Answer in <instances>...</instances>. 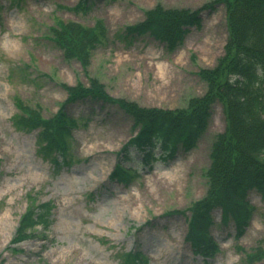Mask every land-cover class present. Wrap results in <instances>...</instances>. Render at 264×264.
<instances>
[{
    "label": "rangeland",
    "instance_id": "374dc122",
    "mask_svg": "<svg viewBox=\"0 0 264 264\" xmlns=\"http://www.w3.org/2000/svg\"><path fill=\"white\" fill-rule=\"evenodd\" d=\"M80 1L0 0V264H121V256L136 248L149 264H206L185 240L186 215L207 191L211 144L225 127L220 103L211 107L206 130L192 148L140 166L139 176L127 184L109 178L135 133L116 105L85 97L67 107L77 120L72 159L59 165L40 152L37 130L18 128L11 117L17 111L14 96L53 115L67 96L61 83L87 84L88 77L99 79L109 95L143 106H185L205 89L198 69L213 66L223 52L225 7L204 9L200 26H191L169 50L148 34L127 36L126 26L157 3L197 9L213 0H87L82 7ZM57 18L105 22L107 37L85 69L54 43ZM129 155L124 164L134 167L138 152ZM28 191L37 201L50 200L51 223L11 245ZM248 198L255 210L238 237L233 221L222 223L220 207L213 209L211 233L219 251L207 264H258L247 253L264 249V200L255 191Z\"/></svg>",
    "mask_w": 264,
    "mask_h": 264
},
{
    "label": "trees",
    "instance_id": "16d2710c",
    "mask_svg": "<svg viewBox=\"0 0 264 264\" xmlns=\"http://www.w3.org/2000/svg\"><path fill=\"white\" fill-rule=\"evenodd\" d=\"M84 2L80 3L85 5ZM215 3H222L226 11L227 39L223 53L213 66L198 69L205 89L190 97L183 107L143 106L113 97L95 77H88L87 84L62 83L67 98L48 117L19 96L13 98L17 109L13 116L15 125L38 129L40 152L57 165L72 159L71 131L76 122L66 113L67 104L89 96L121 108L130 116L135 133L123 146L110 178L124 184L139 176L137 168L123 161L129 159L132 149L140 154L137 165L148 167L160 157H172L180 148H192L206 130L211 107L220 103L225 127L211 144L210 164L205 172L207 191L204 197L191 203L186 215L185 240L192 253L200 254L205 263L219 251L211 233L215 223L213 209L221 208V222L227 224L232 220L239 236L255 210L248 200L249 192L257 191L264 200V0H213L197 9L157 3L144 11L143 19L125 28L127 36L148 34L171 50L182 43L191 26H200L201 11ZM51 33L64 55L77 59L85 69L92 50L106 39L107 29L101 19L92 25L57 20ZM25 197L27 205L19 217L13 244L33 237L37 225L46 229L51 223V202L37 201L32 193H26ZM247 257L249 262L264 264V249L255 248ZM121 264H149V258L141 250L131 249L121 256Z\"/></svg>",
    "mask_w": 264,
    "mask_h": 264
}]
</instances>
